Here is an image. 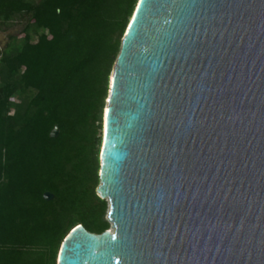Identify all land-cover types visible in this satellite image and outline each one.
I'll use <instances>...</instances> for the list:
<instances>
[{"label":"water","instance_id":"obj_1","mask_svg":"<svg viewBox=\"0 0 264 264\" xmlns=\"http://www.w3.org/2000/svg\"><path fill=\"white\" fill-rule=\"evenodd\" d=\"M98 157L110 227L56 264H264V0H138Z\"/></svg>","mask_w":264,"mask_h":264},{"label":"trees","instance_id":"obj_2","mask_svg":"<svg viewBox=\"0 0 264 264\" xmlns=\"http://www.w3.org/2000/svg\"><path fill=\"white\" fill-rule=\"evenodd\" d=\"M137 1L0 0V29L23 20L0 52V264H56L73 226L109 227L101 118Z\"/></svg>","mask_w":264,"mask_h":264},{"label":"rangeland","instance_id":"obj_3","mask_svg":"<svg viewBox=\"0 0 264 264\" xmlns=\"http://www.w3.org/2000/svg\"><path fill=\"white\" fill-rule=\"evenodd\" d=\"M22 25H23V20L17 19L13 21L7 28L0 29V52L5 47L10 35H17V36L22 35L21 33ZM107 209H108V204H107ZM106 217H107V210L105 213V219ZM109 227H110V223H109Z\"/></svg>","mask_w":264,"mask_h":264}]
</instances>
